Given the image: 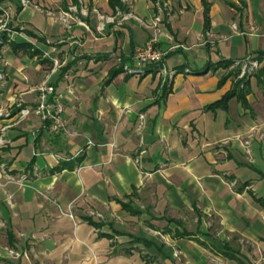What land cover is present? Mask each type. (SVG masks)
<instances>
[{
	"label": "crops",
	"instance_id": "crops-1",
	"mask_svg": "<svg viewBox=\"0 0 264 264\" xmlns=\"http://www.w3.org/2000/svg\"><path fill=\"white\" fill-rule=\"evenodd\" d=\"M29 1L0 0L18 32L0 51V110L33 109L50 78L68 134L34 115L0 120V136L14 123L0 147V264H264V92L253 76L246 105L211 108L240 81L235 64L264 53V0H147L144 17L134 0L139 18H163L169 76L105 58L131 64L150 35L137 22L67 29L71 0Z\"/></svg>",
	"mask_w": 264,
	"mask_h": 264
},
{
	"label": "built area",
	"instance_id": "built-area-1",
	"mask_svg": "<svg viewBox=\"0 0 264 264\" xmlns=\"http://www.w3.org/2000/svg\"><path fill=\"white\" fill-rule=\"evenodd\" d=\"M21 8H25L30 5L29 0H16ZM156 0L155 6L157 9L164 10L168 8V4L158 2ZM121 3L125 6L124 10L117 8L112 15H106L99 11L98 8H89L86 6L85 0H78V5L71 4L66 11L60 13V22L67 28L71 29L73 25L80 26L85 30L91 32V28L86 23L85 19L90 15L95 16L98 24L96 31L100 34L104 33L108 27H120L127 22L135 21L149 32L148 41L140 46L134 48L131 56V64H123V59L116 52L109 55V59L115 61L120 65L124 71L132 75H141L147 72L142 70L143 66H151L150 69L160 70L165 76L171 75L164 68V60L167 55L166 51H163L160 47L161 33L163 18L161 15L153 16L149 21H145L139 18L133 11L134 0H121ZM163 6V8H161ZM51 13L49 12V15ZM13 16L11 12L0 4V50L9 42L12 41L14 35L18 32L12 26ZM54 68H59L60 63L58 60H53ZM239 67V79L248 80L254 76L255 72L259 68V63L256 59H249L243 62L235 64ZM4 79V74L0 72V80ZM243 87V86H242ZM37 103L33 109L18 105V109L14 115L12 112H3L0 110V120H9L15 118L14 123H20L26 120L29 116L34 115L49 129L54 135L68 134L67 121L64 117L65 106L64 97L59 94L52 84L50 78H47L37 88ZM1 98V95H0ZM12 123H5L1 129L0 147L6 145L5 133L10 129ZM253 134H249L248 138L244 140V146L249 148L251 145V139ZM260 140L264 142V135L260 136ZM92 143H89V146ZM249 152V151H248ZM80 153V152H79ZM5 173V171L3 170ZM9 181H14L13 178L8 176ZM26 181L25 177H21L17 183L22 184ZM93 216L94 213H91ZM69 218L74 220V216L70 211L66 214ZM100 216V215H99ZM8 254L12 257H20V254L16 251L6 249Z\"/></svg>",
	"mask_w": 264,
	"mask_h": 264
},
{
	"label": "trees",
	"instance_id": "trees-1",
	"mask_svg": "<svg viewBox=\"0 0 264 264\" xmlns=\"http://www.w3.org/2000/svg\"><path fill=\"white\" fill-rule=\"evenodd\" d=\"M72 4L78 5V0H71ZM109 5L113 10H116L117 8L124 10L125 6L121 3V0H108ZM65 10L68 9V6L66 5ZM21 10V7L18 8V11ZM264 59V53L259 54V57L257 58L258 61L261 62V60ZM125 62L123 61V64ZM230 66V64L228 65ZM122 68V67H121ZM123 69V68H122ZM255 79L257 80L259 88L264 92V67H262L256 74H254ZM245 80H240L236 86L233 92L229 93L221 102L216 103L213 105L211 108H216V107H223L226 106V104L231 100L233 97L237 96L238 99L246 105V96L249 94L248 89H241L240 85L244 82ZM247 85V84H246Z\"/></svg>",
	"mask_w": 264,
	"mask_h": 264
},
{
	"label": "rangeland",
	"instance_id": "rangeland-1",
	"mask_svg": "<svg viewBox=\"0 0 264 264\" xmlns=\"http://www.w3.org/2000/svg\"><path fill=\"white\" fill-rule=\"evenodd\" d=\"M158 2H161V4H163L162 3L163 0H159ZM150 6H151V4H150L149 1H147V0H140V1H138V2L135 3V8L134 9L137 12V14H139L142 17H144V15H146L148 13V10H149ZM161 8H163V6ZM91 17H94L95 18V16L90 15L89 18H91ZM108 57H109V55L105 56V58H108ZM257 62L259 63V68L257 69L256 72H258L262 67H264V59H262L261 62L257 60ZM150 68H151V66H146V67L143 66L141 68V71L142 70H144V71L145 70H150ZM235 69H236V71H235L236 72V75L239 76V73H240L239 67H236ZM256 72H255V74H256ZM244 79L245 78L238 79V80H244Z\"/></svg>",
	"mask_w": 264,
	"mask_h": 264
},
{
	"label": "flooded vegetation",
	"instance_id": "flooded-vegetation-1",
	"mask_svg": "<svg viewBox=\"0 0 264 264\" xmlns=\"http://www.w3.org/2000/svg\"><path fill=\"white\" fill-rule=\"evenodd\" d=\"M1 51V50H0Z\"/></svg>",
	"mask_w": 264,
	"mask_h": 264
}]
</instances>
